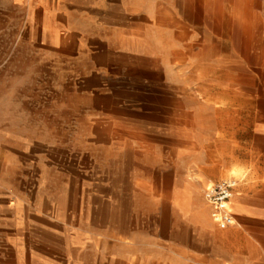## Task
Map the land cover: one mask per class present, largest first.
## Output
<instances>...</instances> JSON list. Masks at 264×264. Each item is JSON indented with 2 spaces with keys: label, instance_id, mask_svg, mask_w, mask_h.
Instances as JSON below:
<instances>
[{
  "label": "rangeland",
  "instance_id": "1",
  "mask_svg": "<svg viewBox=\"0 0 264 264\" xmlns=\"http://www.w3.org/2000/svg\"><path fill=\"white\" fill-rule=\"evenodd\" d=\"M86 11L72 0H0V172L6 161V184L28 176L34 203L55 218L44 228L51 249L16 248L0 233V264H150L132 237L138 246L174 239L175 215L205 207L203 173L241 181L254 171L247 154L223 152L222 65L192 73L174 34L152 23L145 38L120 41ZM111 146L114 162L95 161L94 150L104 158ZM96 206L98 232L87 216Z\"/></svg>",
  "mask_w": 264,
  "mask_h": 264
},
{
  "label": "crops",
  "instance_id": "2",
  "mask_svg": "<svg viewBox=\"0 0 264 264\" xmlns=\"http://www.w3.org/2000/svg\"><path fill=\"white\" fill-rule=\"evenodd\" d=\"M72 1L88 9L86 13L93 15L96 29L108 31L120 41H133L142 35L145 38L152 23L165 34H174L179 42L176 58L182 61L184 56L189 57L192 73L205 69L215 73L222 65L220 73L228 74L221 84L224 107L218 114L225 121L223 152L247 154L254 170L247 180L237 179L238 186L228 203L235 220L232 225L218 228L200 200L196 207L175 215L174 224L167 231L174 233V239L148 240L138 246L133 242L134 235L133 254L150 264H264V0ZM252 23L254 32H249L247 24ZM106 38L95 34L96 41L103 44ZM104 46L108 56H115L116 49ZM119 46L128 49L121 43ZM232 57L240 59L234 62L243 75L238 80H231L229 76ZM107 66L114 67L111 62ZM183 86L181 83L179 88ZM108 118L112 120L113 116ZM7 135L11 134L4 131V136ZM2 142L0 149L4 147ZM102 151L94 150L95 161L104 159L112 163L116 160L112 146L110 155L104 158L99 155ZM9 167V162H2L0 233H11L10 243L16 248L25 245L53 248L44 235L48 233L44 228L52 229L49 224H53L55 218L34 203L39 194L24 173L16 172L13 184L5 183V170ZM221 177V173H203L202 185L208 186ZM94 210L87 215L88 224L98 232L102 214L99 206ZM62 223L65 225V221ZM132 225L128 226L130 231Z\"/></svg>",
  "mask_w": 264,
  "mask_h": 264
},
{
  "label": "built area",
  "instance_id": "3",
  "mask_svg": "<svg viewBox=\"0 0 264 264\" xmlns=\"http://www.w3.org/2000/svg\"><path fill=\"white\" fill-rule=\"evenodd\" d=\"M237 186V178L228 177L213 182L203 189L202 198L209 209L210 219L220 229H224L235 222L228 203Z\"/></svg>",
  "mask_w": 264,
  "mask_h": 264
},
{
  "label": "bare ground",
  "instance_id": "4",
  "mask_svg": "<svg viewBox=\"0 0 264 264\" xmlns=\"http://www.w3.org/2000/svg\"><path fill=\"white\" fill-rule=\"evenodd\" d=\"M236 171H238L237 169H233V170H231V174H234V173H236Z\"/></svg>",
  "mask_w": 264,
  "mask_h": 264
}]
</instances>
